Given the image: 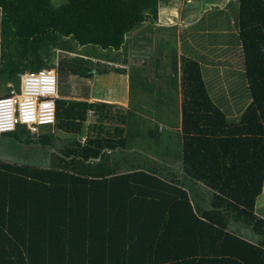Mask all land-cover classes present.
Here are the masks:
<instances>
[{
	"label": "trees",
	"instance_id": "obj_1",
	"mask_svg": "<svg viewBox=\"0 0 264 264\" xmlns=\"http://www.w3.org/2000/svg\"><path fill=\"white\" fill-rule=\"evenodd\" d=\"M158 2L0 0V94L24 69L54 67V128L74 135L0 133L6 144L46 148L49 158L40 165L0 157V264H264V213L256 210L264 183V0L229 2L250 97L239 117H228L199 60L183 54L181 158L172 164L141 151L125 158L126 168L107 162L114 161L107 148L124 147L127 125L110 132L107 105L87 101L83 81L92 69L107 72L109 61L126 62L127 36L156 22ZM72 80L82 82L78 95L69 93ZM89 110L97 135L81 139ZM145 126L141 136L154 135Z\"/></svg>",
	"mask_w": 264,
	"mask_h": 264
},
{
	"label": "crops",
	"instance_id": "obj_2",
	"mask_svg": "<svg viewBox=\"0 0 264 264\" xmlns=\"http://www.w3.org/2000/svg\"><path fill=\"white\" fill-rule=\"evenodd\" d=\"M193 0L189 1V3L187 4L185 13L182 14L180 20H176L175 22H169V21H160V7L161 8H167L169 6H171V0H167L166 2H163V0H159L158 2V14H157V20L154 23H150L149 21L146 22V24L142 27H138L136 29L133 30V32L130 33L129 36H127V46H129V44H131L133 42V45L135 47H137L138 45L140 47H145V46H150V53L153 51L154 45H156L157 41H159L158 45L161 42H164L167 37L165 36L167 34V30L169 28H173L175 30V35H176V46L174 47V49L172 50L175 52L178 56V68H177V73H178V82L175 84L174 87V92L171 90H164L165 87L167 86V84H165L166 86L156 82V84L158 83V85H154V76L150 73V72H160L163 74L162 72V66L161 65H154L153 63L150 62V65H146V62L144 61V59L141 58V60H139V56H137L136 54L140 52L141 48H135L133 49L134 54L131 55L130 49L127 48V58H126V62L124 64H116V65H121V67L124 68L123 71H116L114 70L112 67V65L115 66V64H113L114 62H107L109 67V70L115 71V72H121L124 75V85H122L125 90L130 89V87L134 88L133 93L132 94H136V97H140L138 98L139 100V104L143 103L146 98L144 96H148L149 97V101H145V103H148L151 101L153 103H151V106L155 109H158L161 107L160 102L158 101V98L163 97L165 98L166 101L171 102L172 104V112L174 114V117L176 115V119L177 122L175 124H171V125H167L164 122H162V118L159 117H155L152 116V114L150 113H146V112H141L139 109H137L136 107H132V110H134L128 118L126 117L124 110H127V115L130 113V108L128 106V102H129V96H130V92H126L124 93L123 91L120 93L119 91L116 90V87L114 85L113 82V88L116 90V92H112V91H105V90H109L110 87L112 86H107V83L105 82H100L97 81V74H95L96 70H93V74L91 77L86 78L83 82H84V86H85V95L83 96L84 98H86L87 101L89 102H98V103H104L107 106V113L104 115V119L103 120V125H110V132H112L113 128H116V126L122 124V126H126L124 127L123 130V137L126 136V141L124 142V147H122V149H120L121 147H109V149H106V152L112 153L111 157L114 159V161L110 160L107 161L109 165H114L117 164V166H120L121 168H124L126 165L129 164V162H125V158H130L132 155H134L136 157V155H140V152L143 151L144 153H146L147 155H150L151 157H154L157 160H164L165 159H161V157L158 154H153L150 151L140 148L137 144V138L140 137L141 135V131H142V126L141 123H139L143 118V120H150V121H157V129H153L154 135H157V137L160 136V134L163 132L164 129H168V130H174V133L176 135V138L178 139V145H179V149H178V156H180L179 158H181L182 156V137H181V131H182V110H181V105H182V100H183V96H182V85H181V73H182V69H181V63H182V55H193L192 53H196V52H191L190 53H186L185 48H184V41L189 40V37L187 35V33L189 32V30L187 29L188 26L193 25V24H197L199 20H197L198 18L201 17V10L198 12V14H196L195 12H191L190 13V8H191V4H192ZM205 3H207V6H209V10L218 8L219 10L216 11L214 10V14H213V20H211L212 25L208 24L207 27H205V30H209L210 28L214 27L216 28L217 26H221L222 21L223 20H219L221 19L222 15H226L229 14L230 12V7L229 6V2L230 0H225V2L220 3L219 0H204ZM206 6V7H207ZM211 6H213L211 8ZM229 8L228 11H226V9ZM187 10V12H186ZM190 14V15H188ZM200 15V16H199ZM231 17V16H230ZM158 22L161 23L160 26L158 25ZM225 22H227L226 24V28H231L233 26V20H225ZM153 25V27H155V30H153L151 28V26ZM162 27V28H160ZM152 29V30H151ZM232 31V30H231ZM230 31V32H231ZM142 32H148L149 36H143ZM186 34V35H185ZM189 43V42H188ZM184 50H182V46ZM237 46V45H236ZM235 46V47H236ZM144 50V49H143ZM217 55H224L225 57H227V59H225L226 61L223 63L218 64V68H214L213 65H208L206 63V68H207V72H215L218 75V78L215 77V75H212V73H210L212 75V79L208 78L209 81H213V83H210V87H212L213 91H215V95L212 96L213 100L215 102H220L223 107L225 108V106L228 108L229 113H232L233 116L234 114H236L238 112L239 109L244 108V105H240L239 103H237L235 100L238 97L235 96H243V97H247L246 95H242V93L244 92V90L246 89L247 86V82L245 81V84L241 85V86H235L233 84H228L226 85V81L228 80V78L230 76L233 75H240L242 74L243 71V65H242V55L240 53V51L238 49L234 48L231 49L229 46L225 45L222 47H219L215 50ZM143 53V52H142ZM142 53H139L142 54ZM90 56H92L93 59H95L94 54L90 53ZM233 55H235L234 57H232ZM130 56H133L134 59H131ZM199 60V59H198ZM155 61H159V57L156 56ZM201 63V69L203 71V62L200 60L199 61ZM225 69H222V67ZM108 70V71H109ZM107 71V72H108ZM164 71V70H163ZM135 75L136 79L134 80H130V74ZM140 73L144 76L140 77ZM204 73V72H203ZM202 73V74H203ZM230 75V76H229ZM157 77V75H156ZM160 75L158 76L159 79ZM206 84L209 86V83L207 82V76H203ZM146 79V81H149L150 79H152V86L148 87L146 84V81L144 80ZM19 80V79H18ZM96 81V82H95ZM161 81V80H159ZM163 81H168L166 78L163 79ZM9 83H14L11 81L7 82V87L9 88L10 84ZM168 83V82H167ZM15 84V83H14ZM18 84V82H17ZM16 84V85H17ZM82 82H79V84L77 83H73L72 82V89L75 92L73 95H78L80 93V91H77L75 89H77L78 87H81ZM240 90H242L240 92ZM8 92V90H7ZM6 92V93H7ZM3 94V93H2ZM210 94L212 95V92L210 91ZM217 95V96H216ZM234 95V96H233ZM142 96V97H141ZM82 97V96H79ZM250 100V97H247ZM176 100V104L174 105ZM248 104V103H247ZM174 105V106H173ZM225 110V109H224ZM226 111V110H225ZM227 112V111H226ZM227 112L228 117L231 118L230 114ZM232 116V117H233ZM96 115L94 116H89L87 117V120L85 121L83 128H82V132L78 135L79 137H81V139H89V138H94L97 135V129L95 128V126L97 125V121H96ZM129 119H133V121H136L138 123H132L131 125H128V121ZM94 125V126H93ZM54 131L56 132V135L58 136V138H60L59 141L68 139L70 137H73L74 135L71 134H66L65 132H62L58 129L54 128V125H50V127L48 129H46L45 131ZM44 131V132H45ZM148 130L144 129L143 132H146ZM150 131V129H149ZM147 132L146 134H151L150 132ZM63 135V137L61 136ZM168 135V134H167ZM171 135V134H169ZM105 149H102V152H104ZM137 153V154H136ZM174 163V161L172 162V164ZM126 168V167H125ZM264 184V183H262Z\"/></svg>",
	"mask_w": 264,
	"mask_h": 264
},
{
	"label": "rangeland",
	"instance_id": "obj_3",
	"mask_svg": "<svg viewBox=\"0 0 264 264\" xmlns=\"http://www.w3.org/2000/svg\"><path fill=\"white\" fill-rule=\"evenodd\" d=\"M61 1L62 0H51L53 4H59ZM166 1L167 0H163V2H166ZM189 1L191 0H171V6L164 8V9L160 7V21L162 20L163 22L164 21L175 22L176 20H180L182 14L185 13L184 8L186 9ZM219 1L220 3H223L222 0H219ZM206 6H207V3H205L204 0H193L191 4V8H190L191 10L190 13L195 12L196 14H198V12L201 10V17L197 19L199 21L196 25L193 24V25L188 26L187 29L189 30V32L187 33V35L189 37V40L184 41L183 45H184L185 51L187 50L186 53H190L192 49V52H196V53H192L193 56L199 59V61L201 60L203 62L202 73L204 72L203 76H207L206 78H207V82L209 83V89L212 92V96H214L215 91H213L212 87H210V83H213V81H209L208 78L212 79V75H215V77L218 78V75L215 72H210L212 73V75L209 72H207L206 63L208 65H213L214 68H218L219 66L218 64L225 62L226 61L225 59H227V57H225L224 55H217L215 50L225 45L229 46L231 49L234 48L235 50L236 43H235V37L233 38V33H230L231 28L225 27L227 24L225 20H232L230 16L228 17V14L226 15L223 14L221 19H219V20H223L221 26H217L216 28L212 27L209 30H205V27H207L208 24L212 25L211 20H213L212 18H213L214 10L216 11L219 10L218 8L209 10L208 9L209 6L207 7ZM212 7L213 6H211V8ZM228 10L229 8L226 9V11ZM160 24L161 23L158 22L159 26ZM151 28L155 30V27H153V25L151 26ZM166 30H167V34L165 36L167 37V39L164 42H161L159 45H158L159 41H157L156 45H154L155 48H153V51L151 53H150V46L140 47L138 45L137 47H135L133 45V42L129 44L128 49L141 48L139 53H142V52L143 53L140 55L139 53L136 54L137 56H139V60H141V58L144 59V61L146 62V65L148 66L150 65V62L153 63V66L161 65L163 74L160 72H150L154 76L153 84L158 85V86H159L158 83L164 86H166L165 84H167L164 90H167V91L171 90L174 92V87H175V83L173 79L174 56H173L172 50L176 46V42H175L176 35H175V30L173 28H169ZM142 35L149 36L148 32L146 33L142 32ZM183 45L181 46L182 50H184ZM86 50L88 51V49ZM68 55L72 57L75 56L74 54H68ZM94 56L96 55L94 54ZM156 56L159 57V61H155ZM234 56L235 55H233L232 57ZM63 57L65 58V56ZM130 57L131 59H134L133 56H130ZM221 67L222 69H225L223 68V66ZM95 74H97L98 76L97 81L107 83L106 87L112 86L114 82V85L117 86L116 90L119 91L120 93L122 91L124 93L130 92L129 102H128L130 113L127 115V110H124V113L127 118L131 114L134 113L133 112L134 110H132V107H136L142 113L146 112V113L152 114V116H155V117H159L162 119L165 118L164 120H162V122H164L167 125L175 124L177 122L176 115L174 117V114L172 112L171 102L166 101L165 98L163 97L158 98V101L161 104V107L158 109H155L151 106V103H153L152 101L151 103L150 102L145 103L146 100L149 101L148 96H144L146 100L143 103L139 104L138 98L140 97L139 96L136 97V94H132L134 88L130 87V89L128 90H125L124 88H122L123 87L122 85H124L125 82H124V75L121 72H115V71L109 70L108 72L102 71V73L96 72ZM140 75H141L140 77H143L144 73L143 75L140 73ZM159 75L160 77L158 79ZM165 78L168 81H163V79ZM144 80L146 81V79ZM245 81L246 79L243 77V71H242V74L238 76L236 75L230 76L228 80L226 81L227 82L226 85L231 83L235 86L237 85L241 86L245 84ZM72 82L79 84L78 80H72ZM156 82L158 83L156 84ZM146 84L148 87L152 86L153 85L152 79H150L149 81H146ZM80 89L81 88L78 87L75 90L80 91ZM116 90L112 86L109 88V90H105V91L116 92ZM0 91H3V88H1ZM72 91L74 90L70 89L69 93L73 95L75 92H72ZM241 91L242 90H240V92ZM242 95H245V92L242 93ZM235 97H238L236 98L235 101L239 103L240 105L246 106L247 103L250 101L249 98H247L249 96L247 97L235 96ZM175 104H176V100H175L174 105ZM225 110L229 113V110L226 106H225ZM229 114L231 117L233 116L232 113H229ZM233 117L238 118L239 115L235 114ZM141 119L142 120L139 122L141 123V126H142V122H147V126H145V128H148V126H151V129H154V130L157 129V121H150L147 119L143 120V118ZM49 127L50 125H41L39 127L38 133L44 132ZM26 132L27 131L25 130L23 134L26 135ZM38 133H36V135ZM61 136L63 137V135ZM156 136L157 135H150V134H145L144 136L140 135V137L137 138V144L140 148L146 149L155 155L158 154L161 157V159H168V161L169 160L176 161L180 156H178L179 145H178V139L176 138L174 130H168L166 128L163 130V132L160 134L159 137H156ZM0 140L2 139L0 138ZM5 142L6 141H3V142L0 141V157H3L4 155L8 157L9 160L10 159L18 160L20 162L21 160L22 161L27 160V161H32L40 165L47 164V160L49 158L47 157L48 150L46 148L38 147L37 145H34L33 143H29L23 146L20 145L17 147L11 144H6ZM256 210L258 212L264 213V184H262L261 193H259L256 198Z\"/></svg>",
	"mask_w": 264,
	"mask_h": 264
},
{
	"label": "built area",
	"instance_id": "obj_4",
	"mask_svg": "<svg viewBox=\"0 0 264 264\" xmlns=\"http://www.w3.org/2000/svg\"><path fill=\"white\" fill-rule=\"evenodd\" d=\"M18 84L9 83L0 94V133L15 130L20 124L34 134L41 125H54L56 114V72L54 67L26 68ZM89 116L94 114L89 110Z\"/></svg>",
	"mask_w": 264,
	"mask_h": 264
},
{
	"label": "water",
	"instance_id": "obj_5",
	"mask_svg": "<svg viewBox=\"0 0 264 264\" xmlns=\"http://www.w3.org/2000/svg\"><path fill=\"white\" fill-rule=\"evenodd\" d=\"M18 128H25V125H24V124H20V125L18 126Z\"/></svg>",
	"mask_w": 264,
	"mask_h": 264
}]
</instances>
